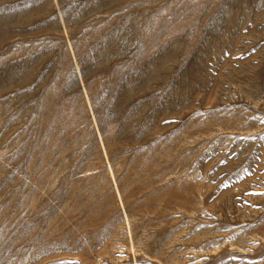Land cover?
<instances>
[{"label": "rangeland", "instance_id": "rangeland-1", "mask_svg": "<svg viewBox=\"0 0 264 264\" xmlns=\"http://www.w3.org/2000/svg\"><path fill=\"white\" fill-rule=\"evenodd\" d=\"M0 264H264V0H0Z\"/></svg>", "mask_w": 264, "mask_h": 264}]
</instances>
